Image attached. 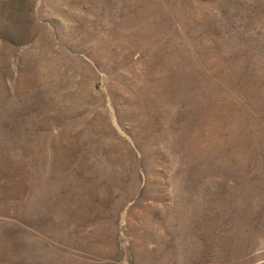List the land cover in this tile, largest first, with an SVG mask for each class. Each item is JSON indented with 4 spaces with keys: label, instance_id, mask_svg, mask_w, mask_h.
<instances>
[{
    "label": "rangeland",
    "instance_id": "1",
    "mask_svg": "<svg viewBox=\"0 0 264 264\" xmlns=\"http://www.w3.org/2000/svg\"><path fill=\"white\" fill-rule=\"evenodd\" d=\"M0 264H264V0H0Z\"/></svg>",
    "mask_w": 264,
    "mask_h": 264
}]
</instances>
